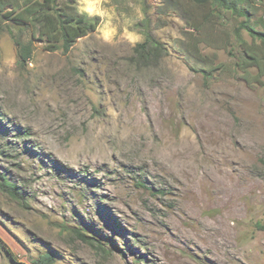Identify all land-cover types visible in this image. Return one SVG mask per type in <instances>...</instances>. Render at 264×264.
Returning a JSON list of instances; mask_svg holds the SVG:
<instances>
[{
	"label": "rangeland",
	"instance_id": "374dc122",
	"mask_svg": "<svg viewBox=\"0 0 264 264\" xmlns=\"http://www.w3.org/2000/svg\"><path fill=\"white\" fill-rule=\"evenodd\" d=\"M247 1L211 45L162 0H77L100 23L65 53L0 22V264H264V74L235 66L264 0ZM146 34L164 55L138 58Z\"/></svg>",
	"mask_w": 264,
	"mask_h": 264
},
{
	"label": "trees",
	"instance_id": "16d2710c",
	"mask_svg": "<svg viewBox=\"0 0 264 264\" xmlns=\"http://www.w3.org/2000/svg\"><path fill=\"white\" fill-rule=\"evenodd\" d=\"M162 1V5H167L173 12H179L182 15L189 30H192L196 34L195 42L206 45H211L209 41L211 33L209 31L217 29L214 25L215 22H213L214 18L226 12L246 15L247 10L242 7V3L250 4L247 0H184L185 5L182 3V0ZM22 3L23 6L15 10L13 4H8L7 0H0V22L12 18V23L15 26L28 25L31 28L30 38L32 41L45 42L49 46V49H60L64 53L69 51L77 39L94 32L100 23L98 16H90L79 12L76 7L77 0H22ZM6 5L11 6V11L2 15ZM199 11L202 12L197 15ZM10 12H13V17H11ZM239 25L248 32L251 41H258L259 43L252 45L241 41L239 58L235 62L241 78L248 83L252 77L249 73L250 69H257L256 79L264 74V18H259L258 20V25L261 26L262 32L254 30L253 25L249 24L248 21L241 22ZM5 27L8 33L11 34V26L6 25ZM239 28L234 30L238 31ZM16 46L17 63L21 65L31 57V42H28V45L17 42ZM133 50L138 55V58L144 61L150 57L156 59L165 53V49H162L160 44L151 42L148 34L145 35L143 42L135 45ZM190 51V55L196 59L205 58L203 55H200L199 49H191ZM201 70L203 73L206 72V69ZM0 186L11 190L10 193H16L6 180ZM255 226L260 230H264V223L262 225L256 224ZM76 234L82 239L87 238L79 232ZM4 251L12 259L5 247ZM50 262L51 257L46 255L35 264H50Z\"/></svg>",
	"mask_w": 264,
	"mask_h": 264
}]
</instances>
